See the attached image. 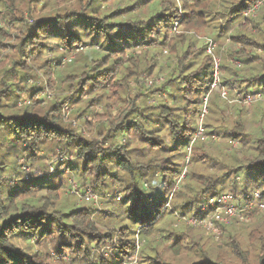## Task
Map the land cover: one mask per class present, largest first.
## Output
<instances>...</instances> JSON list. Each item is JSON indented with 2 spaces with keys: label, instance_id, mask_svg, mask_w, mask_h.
<instances>
[{
  "label": "trees",
  "instance_id": "trees-1",
  "mask_svg": "<svg viewBox=\"0 0 264 264\" xmlns=\"http://www.w3.org/2000/svg\"><path fill=\"white\" fill-rule=\"evenodd\" d=\"M257 3L264 6V0H0V264H51L48 246L66 264H127L138 238L146 242L139 264H264L261 236H254L251 254L238 243L228 257L204 251L185 226L163 235L167 248L154 243L162 224L200 218L204 200L225 189L244 204L264 202V127L256 126L253 140L243 119L228 128L218 97L209 117L220 123L208 134L244 152L214 156L196 141L191 162L205 172L188 171L176 184L214 75L193 35L211 29L241 48L230 54L238 66H222L218 92L243 81L250 95L264 94V57L251 55L252 47L264 50V16L260 23L249 17ZM33 13L36 24L25 18ZM145 78L162 83L147 89ZM41 92L53 97L46 105ZM208 123L202 128L211 129ZM50 157L68 159L56 168L70 171L83 192L113 198L106 202L110 218L63 201L62 182L45 186L35 178L16 189L4 177L17 171L18 158L45 169ZM125 209L130 224L117 226L111 217L121 220Z\"/></svg>",
  "mask_w": 264,
  "mask_h": 264
},
{
  "label": "rangeland",
  "instance_id": "rangeland-1",
  "mask_svg": "<svg viewBox=\"0 0 264 264\" xmlns=\"http://www.w3.org/2000/svg\"><path fill=\"white\" fill-rule=\"evenodd\" d=\"M39 9V7H38ZM35 11V10H34ZM39 11V10H38ZM37 13V11H35ZM34 16V13H33ZM261 16H264V6L261 3H257V5H254V10L250 13V18L255 20L256 22H261ZM26 20L30 23H37V18L34 16L33 19H30L28 15H25ZM33 21V22H31ZM1 25V24H0ZM31 25V24H30ZM2 27V25L0 26ZM253 34L255 33L254 30L251 31ZM193 37L198 43V46L203 47V55L208 56L211 58L212 64H213V82H215V87L210 86V91L206 95L207 98L203 100L202 110H206L205 115L202 118H200V121L198 120V125L201 126L207 124L209 122V125L211 126V129L208 128L207 130L202 128L203 136H206L207 139L205 142H201L198 140L196 144L194 145H201L202 147L208 151L211 155L217 156L218 154H224L227 156L236 155L237 157H240V153L244 152V148L242 145L229 141L228 139H223L221 136L216 135H210L208 133L212 132V127H217V125L220 123H217L215 121H212V118L209 117L210 110H211V103L212 99L218 97L223 103H221L222 108V116L224 118L228 117L227 119V125L228 128L232 127L239 119H243L245 121V128L246 131L250 132V139H255L257 136V125L264 127V117L262 114H264V94L259 95H250L249 93L253 92V89L248 88L247 82H241L236 84H231L228 87H223L219 89L216 87L220 83V79L222 77L223 71L222 66L225 65L228 67H235L238 66L239 63L234 60V58L231 56L232 52H237L241 48L240 47H232L229 39V34L226 37L218 38L217 32L212 30H200L196 32ZM211 42V45L209 43ZM52 45H55L54 41H50ZM54 55V54H52ZM52 55L50 53H47L44 55V58H52ZM251 55L253 57H264V50L260 48H254L252 47ZM74 60V57L70 58H64L62 60V64L60 69L64 68L66 65L72 63ZM143 83V82H142ZM162 83V78H157L155 80L151 79H144L143 85L148 89L154 86H160ZM41 88V87H40ZM38 99L41 101V105H46L49 101L53 99L51 95L46 94V92H41L40 96H38ZM162 99V98H161ZM150 105H155L156 100L153 98H147ZM25 103L28 102V100H24ZM209 107V108H208ZM241 110L240 115H238V111ZM237 113V114H236ZM212 116V114L210 115ZM199 117V116H198ZM204 119V122L203 120ZM211 119V121H210ZM89 120V119H88ZM207 121V122H206ZM260 121L261 123H257ZM213 123V124H212ZM75 124V123H74ZM213 128V129H214ZM197 130V129H196ZM84 133V132H83ZM193 147V146H192ZM246 151V150H245ZM191 154H192V148L189 152L185 150V154L182 158V168L181 173H183V176L189 172H191L193 169L197 173L205 172V170L200 166L196 164H192L191 162ZM18 169L14 173H10L8 170V173L4 174V177H9L12 179L11 186L13 187H19L16 189H20L24 186H27L28 183H31L32 179H38L39 182L37 183H43L50 186H57L61 182L63 184H66V189L64 190V193L62 195L63 201L65 202H75L76 205H87L94 207L95 209H98L99 211H106L105 215L107 218H110L111 216V206L108 203H112V197L109 198H102L98 195L93 194L90 192V190H86L83 192V189H81L76 182L77 179L74 178L73 174L68 171L64 166H61L60 168H56L57 163L60 162V164L64 165L67 160H62L59 157L54 158L50 157L49 159L44 160L45 169H38L36 167L29 166L28 164H25V161L21 158H18L17 160ZM69 161H71V158H69ZM70 163V162H69ZM60 169V170H59ZM51 176H57L56 178H52ZM184 177L182 181L180 182V185L184 182ZM44 178L49 180L45 183ZM24 182L23 184H20L19 181H28ZM237 183L239 184L240 181L237 180ZM15 190V189H14ZM223 192L230 193L228 189L223 190ZM83 193V194H82ZM222 193V192H220ZM253 197L255 199L258 198V192H255ZM235 198V197H234ZM122 196L117 195L114 201L119 205H122ZM108 202V203H106ZM236 204H238L240 209V213L243 216V218L240 220L237 218L235 221L228 225H221L215 232L208 231L204 229L201 226H196L191 221L194 217L191 216H179L176 219V223L174 222L173 225H170L171 222H165V224L161 225L162 232L157 234L155 236V244L159 245L161 248L165 249L168 246H170V239L166 240L163 238V235H165L167 232H170L173 230L175 233H177V230L180 231V228L183 226L187 227L189 231L192 232L193 235L197 236L200 243L201 248L206 251L207 253H213V254H219L224 255L225 257L230 256V254H234L237 250L235 249L236 244L242 243V246L240 248H246L252 253L253 248V242H254V236H261L264 237V202H253L252 206L250 208L247 207L244 211H241V208L245 206V204L241 201L240 197L236 198ZM262 204L263 207H260L259 205ZM126 210V209H125ZM99 217H103L98 215ZM96 217V219H99V217ZM173 218L176 217L174 214L172 216ZM122 219H118L116 217H111L113 223L117 224V226L122 225H129L130 221L128 220V211L126 210L123 214ZM170 220V219H169ZM106 221V220H105ZM102 224V222H101ZM111 224L110 222H105L103 224L104 227H107ZM114 224V225H115ZM178 226V228H177ZM223 228L225 231H223ZM190 232V233H191ZM146 244V242L143 240L141 241L140 238L138 240H135V246L137 247V254L131 256L127 264H139V252L143 248V246ZM239 245V244H238ZM239 247V246H238ZM236 250V251H235ZM35 251V250H34ZM45 253H50L51 256V264H66L67 258L66 256L63 257L64 259H59L58 256L53 251V246H48L45 249ZM164 257L173 259V255H170L167 251L165 254H163ZM184 256L188 254H183Z\"/></svg>",
  "mask_w": 264,
  "mask_h": 264
},
{
  "label": "built area",
  "instance_id": "built-area-1",
  "mask_svg": "<svg viewBox=\"0 0 264 264\" xmlns=\"http://www.w3.org/2000/svg\"><path fill=\"white\" fill-rule=\"evenodd\" d=\"M209 45H211V42L209 43ZM212 87H215V82H213ZM205 113L206 110H202L200 118H202ZM206 139L207 137L203 136L201 126L198 125V128L192 136L186 151L189 152L192 145L196 141L200 140L202 142H205ZM183 177V173H181L179 179L177 180V185L182 181ZM252 203L253 202H249L248 204H245V206L241 208V211H244L245 209H247V207L250 208L252 206ZM238 206L239 205L236 204V199L232 194L222 192L218 195L206 198V200H204L201 205V212L203 213V216H201L200 218H193L191 221L196 226L198 225L208 231L215 232L221 225H228L235 221L237 218H239L240 220L243 218L240 213V209H238ZM259 206L263 207L262 204H260ZM166 207H168V204L166 205Z\"/></svg>",
  "mask_w": 264,
  "mask_h": 264
}]
</instances>
